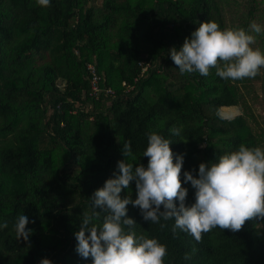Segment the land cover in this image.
<instances>
[{"label":"trees","instance_id":"16d2710c","mask_svg":"<svg viewBox=\"0 0 264 264\" xmlns=\"http://www.w3.org/2000/svg\"><path fill=\"white\" fill-rule=\"evenodd\" d=\"M209 20L222 30H248L253 21L264 28V0H50L49 7L0 0V224L8 225L0 228V264H92L77 253L74 233L93 212L94 191L118 172L127 141L134 164L146 167L148 134L172 140L173 153L183 155L186 205L195 190L184 171L196 176L201 162L241 144L264 150V125L249 101L264 100V68L232 81L215 68L207 77L181 74L171 59L169 50ZM252 47L264 52V32ZM88 64L98 76L97 97ZM230 105L241 115L219 119L216 110ZM173 126L179 136L169 132ZM128 193L135 199L134 181L120 195ZM22 214L32 229L28 241L15 234ZM127 215L137 234L166 245L164 264H264V219L238 232L214 228L196 242L173 232L174 218L148 222L131 204Z\"/></svg>","mask_w":264,"mask_h":264},{"label":"clouds","instance_id":"9594fccd","mask_svg":"<svg viewBox=\"0 0 264 264\" xmlns=\"http://www.w3.org/2000/svg\"><path fill=\"white\" fill-rule=\"evenodd\" d=\"M37 4L49 7L50 0H37ZM262 32L264 28L255 21L248 30L239 27L222 30L217 22L209 20L201 22L179 50L173 47L169 54L181 74L198 72L207 77L210 69L215 68L216 75L224 80L254 78L264 68V52L252 47ZM216 115L221 120L232 121L241 112L235 107L221 106ZM180 131L175 126L169 129L174 136H179ZM147 141L143 152L148 158L146 167L134 164L136 156L131 142H125L124 159L117 161L118 172L90 197L93 212L84 216L80 229L74 233L76 251L82 258L91 257L92 264H164L166 245L143 233L137 234V223L127 215L129 204L138 207L148 222L174 218L173 232L180 229L196 242L202 240V233L214 228L238 232L246 221L264 219V150L260 147L241 144L214 162H201L196 176L184 171V182H190L195 190L194 202L186 205L188 193L180 178L183 155L174 154L170 148L172 140L156 132H150ZM133 181L135 199L131 193L122 198V189H129ZM177 200L178 206L174 203ZM97 207L101 211H96ZM102 212L105 213L102 223H94L100 220ZM28 223L26 215L19 216L14 225L18 240L28 241L32 232L26 228ZM7 226L6 222L0 224V228ZM40 264L52 262L42 258Z\"/></svg>","mask_w":264,"mask_h":264},{"label":"rangeland","instance_id":"374dc122","mask_svg":"<svg viewBox=\"0 0 264 264\" xmlns=\"http://www.w3.org/2000/svg\"><path fill=\"white\" fill-rule=\"evenodd\" d=\"M91 1L94 3L100 2V0H90V2ZM252 85L254 89L256 90V92H258L259 91V81L254 79ZM249 101H250V104L252 105L254 112L257 114L259 120L264 125V100L261 97H258L255 101H251V99Z\"/></svg>","mask_w":264,"mask_h":264},{"label":"built area","instance_id":"2783aa9c","mask_svg":"<svg viewBox=\"0 0 264 264\" xmlns=\"http://www.w3.org/2000/svg\"><path fill=\"white\" fill-rule=\"evenodd\" d=\"M94 66L91 64L87 65V69L90 70L91 72V78H90V88H91V92L90 95L97 97L98 92H99V88H98V76L93 68ZM146 65H142L141 67V72H144L146 70ZM136 80V78H135ZM109 93H112L113 91L110 88L106 89Z\"/></svg>","mask_w":264,"mask_h":264},{"label":"crops","instance_id":"0c3cea01","mask_svg":"<svg viewBox=\"0 0 264 264\" xmlns=\"http://www.w3.org/2000/svg\"><path fill=\"white\" fill-rule=\"evenodd\" d=\"M224 107H227V108H232V107H237V106H234V105H230V106H224Z\"/></svg>","mask_w":264,"mask_h":264}]
</instances>
